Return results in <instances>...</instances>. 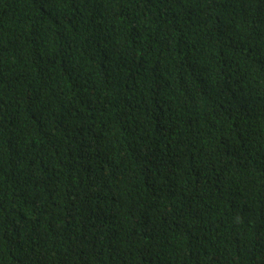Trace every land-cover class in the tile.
I'll use <instances>...</instances> for the list:
<instances>
[{"label": "trees", "instance_id": "trees-1", "mask_svg": "<svg viewBox=\"0 0 264 264\" xmlns=\"http://www.w3.org/2000/svg\"><path fill=\"white\" fill-rule=\"evenodd\" d=\"M0 264H264V0H0Z\"/></svg>", "mask_w": 264, "mask_h": 264}]
</instances>
